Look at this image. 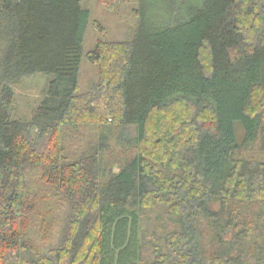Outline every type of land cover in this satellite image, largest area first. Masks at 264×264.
I'll use <instances>...</instances> for the list:
<instances>
[{
  "label": "trees",
  "instance_id": "16d2710c",
  "mask_svg": "<svg viewBox=\"0 0 264 264\" xmlns=\"http://www.w3.org/2000/svg\"><path fill=\"white\" fill-rule=\"evenodd\" d=\"M84 1L0 0V264H264V0H137L134 37L89 48ZM83 61L99 80L80 92ZM39 72L46 97L12 119V85ZM34 174L60 192L47 252Z\"/></svg>",
  "mask_w": 264,
  "mask_h": 264
},
{
  "label": "rangeland",
  "instance_id": "374dc122",
  "mask_svg": "<svg viewBox=\"0 0 264 264\" xmlns=\"http://www.w3.org/2000/svg\"><path fill=\"white\" fill-rule=\"evenodd\" d=\"M82 5L89 14L84 46L89 48L99 38L130 40L134 37L139 22L137 0H86L82 2ZM250 18H254V15ZM249 19L244 21L245 26L250 25L251 20ZM53 77L51 74L39 72L26 76L18 83L13 84L14 100L10 106L11 118L30 121L46 97ZM98 80V67L88 61H83L79 91L90 90ZM84 136L85 143L83 142V144L88 151L97 147L98 134H95L94 131H86ZM136 136L137 128L135 126L119 129L109 135L108 146L102 153L103 164L107 172V174H103L104 179L109 177L108 173L112 168L115 171L120 169L119 162L124 161L126 156L133 155L135 148L133 140ZM77 141L80 143V138ZM259 147H261L260 144ZM34 177H36V185L31 196L35 199V205L32 211V205L29 204L28 229L34 247L47 252L58 234V231L56 232L53 228L52 221L61 208L60 192L57 188L44 184L37 175L34 174ZM146 227L148 226L144 225L143 230Z\"/></svg>",
  "mask_w": 264,
  "mask_h": 264
}]
</instances>
